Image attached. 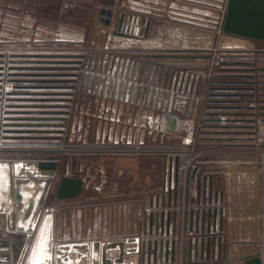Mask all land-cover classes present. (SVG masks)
I'll return each instance as SVG.
<instances>
[{
	"label": "crops",
	"instance_id": "obj_1",
	"mask_svg": "<svg viewBox=\"0 0 264 264\" xmlns=\"http://www.w3.org/2000/svg\"><path fill=\"white\" fill-rule=\"evenodd\" d=\"M119 2L0 0V62H3L0 63L3 133L0 161L46 152L59 156V178L68 176L82 181L79 194L73 199L57 201L53 198L57 186L51 189L48 200L55 208L54 238L58 244L138 239L139 244L127 245L139 246V252L128 254L125 264H177L181 249L185 260L193 255L198 259L197 264H244L246 260L259 258L264 238V180L256 156L231 151L247 147L245 138L233 137L234 130L246 128L245 113L239 105H234L239 101L227 99L229 93H224L221 106L211 112L212 120L206 123L200 142L201 147L213 152L200 161L196 183L189 191L185 193L182 187L183 157L168 158V167L164 158L165 124L158 121H162L165 111H175L180 104L186 105L184 116H195L198 83L194 73L202 70L207 58V53L199 54L193 46L197 43L196 25L198 19L212 21L215 7L205 6L208 10H202L198 8V0H126L127 6L145 24L143 37L130 39L116 32L121 15L131 13L116 11ZM226 2L223 7L215 8L221 20ZM101 10L113 11L108 26ZM87 14L89 25L84 24ZM6 35L29 38L14 37L9 41ZM58 43L61 48L56 50L63 52L54 51L53 45ZM26 67L67 69H21ZM23 74L61 75L26 77ZM261 76L264 89V70ZM16 86L40 88L28 90ZM4 92L58 95L4 96ZM26 99L62 101H22ZM26 105L64 107H18ZM219 117L229 121L219 124L216 121ZM18 118L59 120L37 122ZM18 124H55L56 127L28 128ZM166 127L170 134L172 122L167 121ZM189 127L192 128V123ZM34 130L56 133H18ZM150 163L158 165L152 174ZM205 190L210 192L211 204L202 207L199 213L194 212L192 207L203 205ZM182 204L188 206L184 218ZM209 215L212 223L217 215V229H211L210 233L205 230L203 234ZM0 230L8 233L11 240L4 245L6 250L0 249V258L7 253L14 264L24 236L9 232L6 216L1 213ZM191 231L203 234L204 238L186 237L181 242L179 237ZM150 234L162 236L150 241L147 238ZM117 256V251L109 253L110 258ZM85 263L83 258L82 264Z\"/></svg>",
	"mask_w": 264,
	"mask_h": 264
},
{
	"label": "water",
	"instance_id": "obj_2",
	"mask_svg": "<svg viewBox=\"0 0 264 264\" xmlns=\"http://www.w3.org/2000/svg\"><path fill=\"white\" fill-rule=\"evenodd\" d=\"M101 17H106L105 25H109V19L113 15L111 10H101ZM222 35L218 47L221 49L246 50L250 47V41L264 43V0H227L226 11L221 25ZM3 63V62H0ZM2 69V68H0ZM25 71H60L67 68L60 67H26L21 68ZM75 69V68H68ZM1 75V74H0ZM26 77L43 76L52 77L61 74H23ZM74 75V74H68ZM16 80H10V82ZM21 81V80H20ZM18 81V82H20ZM26 83H32L33 80H23ZM1 82V80H0ZM17 83V82H16ZM45 87V86H44ZM1 88V86H0ZM33 89L40 88L35 86L15 87ZM52 96L58 94H35V93H6V96ZM26 102H61L62 100H44V99H26ZM5 107V106H4ZM8 107V106H6ZM14 107V106H13ZM24 108H42V109H60L64 106H18ZM33 112H26L32 114ZM38 115H52L59 112H35ZM8 119V118H6ZM10 119V118H9ZM25 121H56L57 118H18ZM8 125V124H7ZM12 125V124H11ZM15 126V125H12ZM18 127L28 128H55V124H18ZM174 121L172 122V127ZM24 134H53V131H23ZM0 130V136L2 135ZM25 139H34L27 137ZM46 140L47 138H40ZM41 147L54 144H39ZM0 213L5 214L7 230L9 232H19L24 236L23 246L19 252V257L15 264H28L31 258L32 247L37 244L38 239L43 233L45 238L49 235L53 237L48 243V249L51 254L58 259H54L51 264H65V261L71 259L73 264H82V259L86 258L85 264H125L126 256L139 252V246L135 248L127 247L128 244H139L138 239H129L125 241L113 242H79L58 244L54 238V217L55 208L49 204L51 189L57 186L53 198L57 201L76 198L82 185V181L68 176L59 178L61 168L60 158L57 155H50L42 152L39 155L22 156L19 160L0 161ZM57 179V180H56ZM23 225V227H21ZM211 229H217V215L214 216V222H211L209 215L207 227L205 230L210 233ZM209 240H207L208 242ZM210 242V241H209ZM204 244V241L201 242ZM210 244V243H209ZM216 238L212 239V245L215 246ZM71 248V251L69 249ZM81 248H86L82 251ZM117 251L116 258H110L109 253ZM72 255H75L74 258ZM202 259V258H201ZM197 264V263H195ZM222 264V263H217ZM225 264H228L226 262ZM244 264H260L259 258L244 261Z\"/></svg>",
	"mask_w": 264,
	"mask_h": 264
},
{
	"label": "built area",
	"instance_id": "obj_3",
	"mask_svg": "<svg viewBox=\"0 0 264 264\" xmlns=\"http://www.w3.org/2000/svg\"><path fill=\"white\" fill-rule=\"evenodd\" d=\"M226 6L223 9L225 14ZM145 30V24L142 17L139 14L123 13L120 19V25L117 29V34L121 37L130 39H139L143 37ZM262 56V57H261ZM264 51L257 49L249 50H236V49H221L218 45L212 46L207 53V58L202 70L194 73L198 83V92L195 96V103L197 109L195 116H184L186 112V105L180 104L175 111H165L163 118L165 121L173 122V134L175 138L180 139V146L183 154L185 155L184 164L182 166V187L184 192L189 191L190 186L195 185L197 177L196 172L199 168L200 161L205 157L209 156L213 151L200 146L199 135L204 129L207 122L212 120L210 109V102L213 96V89L215 83V77L218 71L225 66L240 65L244 66L241 70L248 73L252 79V87L240 101L239 107L243 110L244 114V125L250 130L254 131V138L252 139L253 148L257 151H253L258 159V165L260 173L264 180V150H260L264 146V117H263V106H262V66H264ZM7 92L3 95L6 96ZM193 97V96H191ZM188 99V96H186ZM186 99V100H187ZM4 107V102L3 106ZM223 116V115H222ZM219 124H225L228 120L226 117H219L216 120ZM192 123V128L189 127ZM211 204V195L208 190H205L203 197L202 206H194L192 210L199 213L202 207L209 206ZM188 211V206L182 204L181 215L184 218ZM204 234V233H203ZM198 235L193 231L182 234L179 238L180 241L186 237L200 239L204 238V235ZM8 233H3L0 230V249L6 250L3 247L7 245L10 240ZM162 236V235H161ZM159 234H150L148 239L157 240L161 237ZM9 248V247H8ZM3 253V252H2ZM179 260L177 264H190L198 263V259L191 255L187 260L184 259L183 250L181 249ZM7 253L0 258V264H13L11 258ZM260 264H264V238L260 244L259 252Z\"/></svg>",
	"mask_w": 264,
	"mask_h": 264
},
{
	"label": "rangeland",
	"instance_id": "obj_4",
	"mask_svg": "<svg viewBox=\"0 0 264 264\" xmlns=\"http://www.w3.org/2000/svg\"><path fill=\"white\" fill-rule=\"evenodd\" d=\"M224 2H225V0H198V8H200L202 10H208V8H205V6H207V7L214 6L215 8L217 7V9H218V7L220 5H221V7H223ZM85 4L87 6H89L88 5L89 3H85ZM215 8H214V14L215 15H212V17H211L212 21L206 22L203 19H198V23L196 25V27H197L196 28L197 43L193 44V46L199 54L208 53V50L212 46L219 44V40H220L221 36H223L222 35L223 33L221 31V25H222V21H223L224 17L221 20V16L217 15L219 11H217V9L215 10ZM71 10H73L72 7H71ZM116 11H118V12H131L130 14H138L136 12L131 11V9L127 6L126 0H120L119 5L116 8ZM204 16H205V14L202 15V17H204ZM84 21H85L84 24L89 25V14H87L86 19ZM71 25H73V24H71ZM74 26H76V25H74ZM14 37H22V39L29 38V36H14V35H6L5 36V38L9 41L13 40ZM77 38L78 37H74L75 40H77ZM123 38H125V37H123ZM57 39L55 38V42H57ZM58 41H60V40H58ZM211 43H213V45ZM53 48L55 49L54 50L55 52H58V53L63 52L62 50H58V51L56 50V49L61 48L60 43L53 45ZM73 48H75V47H73ZM252 48L253 49L264 48V43L258 42V41L257 42L250 41V47L246 50H249ZM70 52H75V51H70ZM6 70H7V68H6ZM158 122L162 123V125L165 124V132H166L165 142H166L167 146L165 147L166 154H164L165 155L164 158L166 160V166L168 167V165H169L168 158L173 159L174 157H177V158L181 159L183 157V160H185V155L183 154V151L181 150V146H180V144H181L180 139L174 137L173 130L170 134L168 133V130L166 129L167 128L166 127L167 121H165L164 118H162V121L159 120ZM202 133H203V130H202L201 134L199 135L200 139H201V137H204ZM168 135H170L171 138L174 140L175 145L172 144L173 141L171 142ZM237 135L241 136V138L242 137L245 138V140L247 141L245 143L247 147H246V149H242V150H237V149H232V150L230 149V150L234 151V152L241 151V152H244V154L246 153L247 155H252L255 157L256 154L253 153L255 148H253V143H252V139L254 138V131L250 130L248 127H246L245 129H236L233 131V137H237ZM155 142H157V140ZM199 143L201 146L200 140H199ZM261 149L264 150V146L262 148H260V150ZM255 151H257V149ZM149 170L152 174L154 171L158 170V165L154 164V163H150ZM181 171H182V167H181ZM111 198L115 199V196L112 195Z\"/></svg>",
	"mask_w": 264,
	"mask_h": 264
},
{
	"label": "trees",
	"instance_id": "obj_5",
	"mask_svg": "<svg viewBox=\"0 0 264 264\" xmlns=\"http://www.w3.org/2000/svg\"><path fill=\"white\" fill-rule=\"evenodd\" d=\"M242 68H244V66L232 65L225 66L218 71L213 86V99L210 102L209 110L211 112L217 111L216 107H218L219 105L221 106V100L225 99V96L222 97L224 93H229L227 99L237 101H240L247 93H249V90L252 87V79L249 77L248 73L241 70ZM225 87L231 88L225 90ZM239 93H241V95ZM262 100V106L264 109V89H262ZM234 105L237 106L240 105V103Z\"/></svg>",
	"mask_w": 264,
	"mask_h": 264
},
{
	"label": "snow or ice",
	"instance_id": "obj_6",
	"mask_svg": "<svg viewBox=\"0 0 264 264\" xmlns=\"http://www.w3.org/2000/svg\"><path fill=\"white\" fill-rule=\"evenodd\" d=\"M0 167H3V165H0ZM21 227H23V225H21ZM52 239L53 237L51 235H49L48 238H45L43 233H41L37 244L32 247L31 258L29 259L28 264H51L54 259H58L57 257H54L48 249V243ZM69 251H71V248ZM65 264H73V261L68 259L65 261ZM76 264H78V262H76Z\"/></svg>",
	"mask_w": 264,
	"mask_h": 264
}]
</instances>
